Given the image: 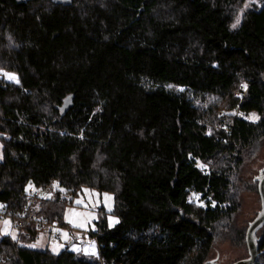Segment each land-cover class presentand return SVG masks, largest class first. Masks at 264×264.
Listing matches in <instances>:
<instances>
[{
	"label": "trees",
	"instance_id": "trees-1",
	"mask_svg": "<svg viewBox=\"0 0 264 264\" xmlns=\"http://www.w3.org/2000/svg\"><path fill=\"white\" fill-rule=\"evenodd\" d=\"M0 67L18 75L0 78V203L19 211L28 185L57 182L111 191L118 217L96 222L98 256L35 247L24 222L0 236V264L206 262L264 140V0H0ZM210 97L235 111L219 130ZM68 201L36 214L68 228ZM257 247L264 264V235Z\"/></svg>",
	"mask_w": 264,
	"mask_h": 264
},
{
	"label": "rangeland",
	"instance_id": "rangeland-1",
	"mask_svg": "<svg viewBox=\"0 0 264 264\" xmlns=\"http://www.w3.org/2000/svg\"><path fill=\"white\" fill-rule=\"evenodd\" d=\"M240 14L241 11L237 16L239 20ZM237 19L234 24H236ZM9 75L14 76L15 79H10ZM0 78L5 82H18L17 73L2 67H0ZM210 104L216 105L214 108L216 118L211 122H207V128L209 131L213 129L219 130L221 128L219 117L229 119L230 114L234 115L235 111L229 110L225 106L223 107L222 101L217 97H210L201 105V108L206 109ZM253 116L255 119L257 118L256 114L251 112L248 119L253 120L250 118ZM222 155L220 154V157ZM1 158L2 144L0 142ZM244 159V164L238 173L233 176L231 188V196L238 202L239 208L232 215L230 219L232 223H229L230 226L227 225V220H223L217 225L216 240L204 264H231L236 260L248 257L245 243L246 230L251 220L261 209L257 178L264 171V140L246 151ZM56 193H61L67 200H70L65 204L62 213V220L67 224L68 228H62L60 230V237H56V239L48 238L46 232L41 233L34 246L38 248L47 247L53 253H58L68 245L71 251L98 256L96 236L93 232L97 229L96 222L101 216H104L108 227H112L118 221V217L114 213V194L111 191H99L95 188L84 186L74 196H71L66 193V189L63 186H60L57 182H53L50 186L41 188L40 198L51 199L55 197ZM77 201H80V203H77ZM5 221L8 223L5 224ZM231 226H233V231L230 232L228 230ZM237 230L241 232L242 241H239L240 236L236 234ZM224 231H227L228 236ZM82 232L86 234V240L78 242L74 237ZM6 234L12 237H16L17 235V228L13 225L10 218L0 220V236ZM262 235H264V227L258 231V237L255 235L257 239L256 243L258 239H261Z\"/></svg>",
	"mask_w": 264,
	"mask_h": 264
},
{
	"label": "built area",
	"instance_id": "built-area-1",
	"mask_svg": "<svg viewBox=\"0 0 264 264\" xmlns=\"http://www.w3.org/2000/svg\"><path fill=\"white\" fill-rule=\"evenodd\" d=\"M41 196V189L35 185H28L25 192V199L21 210L19 211H7L5 205L0 203V220L4 218H10L13 225L20 230L23 235H27L22 227L24 222L33 221L39 226V229L47 233L48 238L60 237V230L63 228L60 221L54 219H48L46 216L37 215V205ZM78 242H84L86 240V234L84 232L80 233L78 236L74 237Z\"/></svg>",
	"mask_w": 264,
	"mask_h": 264
},
{
	"label": "water",
	"instance_id": "water-1",
	"mask_svg": "<svg viewBox=\"0 0 264 264\" xmlns=\"http://www.w3.org/2000/svg\"><path fill=\"white\" fill-rule=\"evenodd\" d=\"M257 179L261 209L253 220H251L246 230L245 243L248 251V257L236 260L231 264H254L257 260L258 247L255 235L257 230L264 224V171L260 173Z\"/></svg>",
	"mask_w": 264,
	"mask_h": 264
},
{
	"label": "snow or ice",
	"instance_id": "snow-or-ice-1",
	"mask_svg": "<svg viewBox=\"0 0 264 264\" xmlns=\"http://www.w3.org/2000/svg\"><path fill=\"white\" fill-rule=\"evenodd\" d=\"M239 23V19H237V22H236V24H238ZM236 24H234L233 25V27H236ZM9 78L10 79H15V77L14 76H11V75H9ZM241 87H243V88H246L247 86L246 85H244V84H242L241 85ZM250 118H252V119H255V117L253 116V117H250ZM77 203H80V201H77ZM8 222L7 221H5V224H7ZM66 235V234H65ZM13 238H15V237H13Z\"/></svg>",
	"mask_w": 264,
	"mask_h": 264
}]
</instances>
